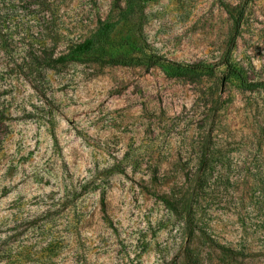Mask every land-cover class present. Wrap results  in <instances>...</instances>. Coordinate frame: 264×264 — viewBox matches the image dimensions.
<instances>
[{"label": "rangeland", "instance_id": "rangeland-1", "mask_svg": "<svg viewBox=\"0 0 264 264\" xmlns=\"http://www.w3.org/2000/svg\"><path fill=\"white\" fill-rule=\"evenodd\" d=\"M55 4L0 0V264H264V0Z\"/></svg>", "mask_w": 264, "mask_h": 264}, {"label": "trees", "instance_id": "trees-1", "mask_svg": "<svg viewBox=\"0 0 264 264\" xmlns=\"http://www.w3.org/2000/svg\"><path fill=\"white\" fill-rule=\"evenodd\" d=\"M12 1L20 2L21 4H24L26 7L29 4H32L33 6H36L38 8H44L46 12L50 14V20H55V13L57 8L55 4V0H3L4 3L5 2L10 3ZM243 14H244V8H240L236 12V15L233 19L234 31L230 39V46L227 49L223 60V65L225 67V76L223 77V79L227 80L228 78L233 77L240 82V85L242 87H244L245 89H249L254 85L247 84L245 78L243 77L242 70L240 68H237L230 60L232 47L238 36ZM2 18H5V20H13V18L15 17L5 14V16H2ZM33 18H34L33 20H35L36 17L33 16ZM109 30H110L109 25H105L97 29L90 38L85 39L83 42L76 44L74 46V49L71 50V52L60 55L55 61L57 63H63L67 61V59L69 58L68 55H74V56L85 55V54H89L94 49L103 47L106 43L107 33ZM108 63L125 64L126 60L122 58H118L116 60H109ZM146 63H147L146 64L147 67L149 68L153 66L160 67L163 70L164 74L168 76L177 75V76H184L190 79H199L204 75H209L210 73H212V68L209 66H205L201 64H183V63L173 62L165 58H162L160 56H148ZM179 214L183 217L185 222L189 223L190 205L186 203L183 206L182 210L179 212Z\"/></svg>", "mask_w": 264, "mask_h": 264}]
</instances>
